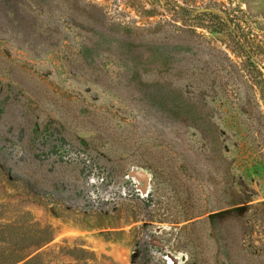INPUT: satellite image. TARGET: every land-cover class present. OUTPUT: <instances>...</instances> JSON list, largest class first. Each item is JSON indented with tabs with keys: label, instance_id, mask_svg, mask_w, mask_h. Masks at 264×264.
Returning a JSON list of instances; mask_svg holds the SVG:
<instances>
[{
	"label": "rangeland",
	"instance_id": "rangeland-1",
	"mask_svg": "<svg viewBox=\"0 0 264 264\" xmlns=\"http://www.w3.org/2000/svg\"><path fill=\"white\" fill-rule=\"evenodd\" d=\"M0 32L2 136L72 144L36 182L0 141V253L37 222L45 264H264V0H0Z\"/></svg>",
	"mask_w": 264,
	"mask_h": 264
},
{
	"label": "trees",
	"instance_id": "trees-1",
	"mask_svg": "<svg viewBox=\"0 0 264 264\" xmlns=\"http://www.w3.org/2000/svg\"><path fill=\"white\" fill-rule=\"evenodd\" d=\"M187 29H191V28L187 27ZM3 39L4 38L0 32V40H3ZM84 49L90 50V51L92 50L91 48H88V47H84ZM157 50H160L159 47H157ZM249 55H251L250 56L251 58L253 57L252 54L249 53ZM85 65L88 66L91 70L99 71L98 67H94L93 65H89L87 63H85ZM159 65L161 67L162 66L166 67L168 65V62H161ZM165 70L166 68L163 71L165 72ZM126 72L130 74L131 76H133L134 74L133 68L131 67L126 68ZM147 97L149 98L150 102L155 107L159 103L160 104L167 103V99H168V95L164 91H160V90L150 91L147 94ZM166 112H168V109L166 110ZM3 116H4V111H0V119H2ZM13 120L8 121V123H10V127L14 126V124H12ZM19 122L20 120H17L16 124H18ZM22 129H23L22 123H20L18 130L21 131ZM42 134H43V131L41 130V128H39V126H35L32 128L30 132V137L28 136V134L25 135L24 133H22L20 134V136H17L16 138H13L12 140L10 139L9 141V140H6L0 132V141L1 143L3 142L2 150L4 154L5 153L8 154L9 148H11L13 144H19L21 146L22 153L20 154L18 158L17 157L14 158L15 159L14 163L15 162L20 163L23 161L24 163L26 162L27 167L33 168L32 173L36 177V180H35L36 182L40 181L38 180V177L39 179H42L44 177L42 176L43 171H45V167H47L50 163L49 159H47L45 156L46 150H49L50 147H52V145H49V144L51 142H54L55 146L56 145L60 147L61 146L65 147L66 145L68 147L72 146L71 142L66 140L62 136L60 138H54V140L48 143V141L44 139ZM62 165H66V163ZM9 173H10L9 171L6 172L5 174L6 178L7 180H12L14 176H11ZM23 183L26 186L30 184L29 181L28 182L23 181ZM54 185H55V188H57V183H55ZM54 185H52V187H54ZM46 198L54 199L53 195L50 193L46 195ZM118 199L119 198H116L114 199V201L115 200L117 201ZM98 202L100 201L98 200ZM242 202L243 201H237L233 204L239 205ZM99 207H100V204H97V207L95 208L98 209ZM234 210H236V208ZM10 227L15 231L19 229V227L17 226H10ZM23 230L24 231L21 233H17L16 231L15 237L9 239V247L5 251L0 253V264H15L18 262H22L23 264H45L43 260V254H48L49 252L52 251V249H48V251L46 250L40 251L39 248L43 247L45 244H47L52 239L50 229L46 226H39L37 222H31L26 228H23ZM18 244H21L23 247L22 249H25V250L24 251L18 250L17 248ZM142 249L143 248H140L137 251V254H139L137 255V260L140 263H141V259L144 256L140 254ZM63 252L66 255L71 256V257L72 256L74 257L73 255L74 252H81L86 255L90 254L92 257H94L93 254H91L92 252L87 251L84 248L65 249ZM86 259H88V257H86ZM85 264H90V263L85 262Z\"/></svg>",
	"mask_w": 264,
	"mask_h": 264
},
{
	"label": "water",
	"instance_id": "water-1",
	"mask_svg": "<svg viewBox=\"0 0 264 264\" xmlns=\"http://www.w3.org/2000/svg\"><path fill=\"white\" fill-rule=\"evenodd\" d=\"M202 12H216V13H219V14H221L222 16H223V18L227 21V16H226V14L223 12V11H221V10H219V9H217V8H209V7H200V8H197L196 10H194V14H198V13H202Z\"/></svg>",
	"mask_w": 264,
	"mask_h": 264
}]
</instances>
